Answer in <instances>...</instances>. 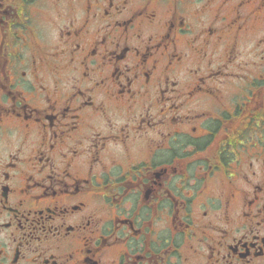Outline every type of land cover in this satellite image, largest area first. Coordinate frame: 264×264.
Masks as SVG:
<instances>
[{
  "label": "flooded vegetation",
  "instance_id": "1",
  "mask_svg": "<svg viewBox=\"0 0 264 264\" xmlns=\"http://www.w3.org/2000/svg\"><path fill=\"white\" fill-rule=\"evenodd\" d=\"M0 264H264V0H0Z\"/></svg>",
  "mask_w": 264,
  "mask_h": 264
}]
</instances>
